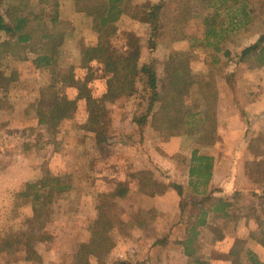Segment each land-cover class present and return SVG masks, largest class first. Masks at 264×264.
Instances as JSON below:
<instances>
[{
    "label": "rangeland",
    "instance_id": "obj_1",
    "mask_svg": "<svg viewBox=\"0 0 264 264\" xmlns=\"http://www.w3.org/2000/svg\"><path fill=\"white\" fill-rule=\"evenodd\" d=\"M159 1L131 0L130 13L116 23L117 32L111 39L122 51H127L129 39H137L142 53L140 67L151 62L148 46L151 27L146 20L150 7ZM8 4V0L3 3L4 14ZM236 4L238 10L243 5L257 8L256 18L248 23L242 14L238 15L241 27L228 32L227 38L219 43V50L201 44L203 37L193 22L173 33L165 32L155 53L160 88L165 85L166 65L176 53L188 60L189 79L216 87L218 127L216 140L210 143L200 142L197 136H169L156 130L152 116L144 126L138 124L146 115L149 102L144 73L137 77L135 94L120 95L107 103L108 120L102 139L86 128L91 107L88 100L79 101L77 112L55 133L50 132L38 124L34 107L40 90L53 81L50 71L37 70L33 63L40 27L32 25L34 46L22 51L19 59L3 56L0 239L24 237L29 232L33 211L21 194L28 192L32 183L50 175L71 189L54 199L48 209L50 219L46 229L37 232L50 238L36 244L40 260L28 261L22 250L0 253V264H77L78 250L81 244L91 241L98 207L106 196L109 206L113 205L110 214L120 224L110 232L114 248L101 260L92 257L89 264H196V260L202 264H249V250L258 253L264 262V236L257 238L263 228L257 218L264 219V208L260 206L261 200L251 194L264 189V66L257 54L240 57L243 49L264 33V0H238ZM96 6L97 0L59 1L61 23L53 27L63 42L59 70L68 71L73 66L77 79L88 75L82 68V51L97 43V34L87 16ZM41 8L51 11L50 6L40 4L23 13L31 15ZM6 38L0 32V41ZM193 39L197 42H191ZM90 66L93 80L89 88L99 98L106 91L108 78L102 65L93 62ZM58 90L69 98L78 93L75 88L61 85ZM159 107L156 104L153 112ZM186 107L193 115L208 108L198 94L186 97ZM249 117L252 126L247 131ZM195 150L215 158L211 189L221 191L216 196L240 194L230 220L201 229L198 254L190 259L175 244L183 236L186 224H179L181 199L168 187L170 180L162 171L188 188ZM143 170L153 171L156 180L147 191L140 188L136 176ZM119 183L128 188V194L112 198ZM192 197L191 192L185 195V199ZM218 228L224 232L222 241L215 240ZM170 234L172 239L166 246L155 245L156 240Z\"/></svg>",
    "mask_w": 264,
    "mask_h": 264
},
{
    "label": "trees",
    "instance_id": "obj_2",
    "mask_svg": "<svg viewBox=\"0 0 264 264\" xmlns=\"http://www.w3.org/2000/svg\"><path fill=\"white\" fill-rule=\"evenodd\" d=\"M5 1L0 0V32L7 36L4 41H0V63L4 55L19 59L22 51L33 47L34 35L31 27L32 25L40 27L37 55L33 63L37 70L50 71L53 81L40 90L35 102L38 124L55 133L65 120L77 112L79 101L88 100L91 107L86 128L89 132L96 134L99 140L105 136L108 120L107 103L120 95L135 94L137 77L140 73H144L149 102L146 115L142 116L138 123L140 126L147 124L149 116H152L154 129L167 132L169 136L192 135L197 136L203 143L214 142L218 127L216 87L211 84L201 85L189 79L188 60L176 53L166 65L165 85L160 88L155 69L157 46L165 32L173 33L180 26L194 22L198 25L197 32L203 37L200 40L201 44L205 43L206 46L219 50V43L227 38L228 32L241 27L242 19L236 17L242 14L244 19L251 23L256 18L258 10L249 6L247 8V5H243V8L238 10L236 9L238 0H160L150 7L146 20L151 27L148 41L151 62H146L140 67L142 53L137 39H129L127 51L118 49L111 41L117 32L116 23L131 11V0H97V6L87 13L97 34V43L82 51V68L88 71V75L84 79H77L75 67L71 66L64 72L59 70L63 42L58 38L60 36L53 27L61 23L60 0H8V9L4 14L2 6ZM40 4L50 6L51 11L41 8L37 11L38 13L32 11L34 13H30L31 15L23 13L28 7ZM191 42L197 41L193 39ZM252 54H257L260 64L264 66V33L255 43L245 47L240 57L243 59ZM93 62L102 65L108 78L106 91L99 98L94 97L92 89L89 88L93 80L90 66ZM2 81L3 71L0 69V84ZM58 85L75 88L78 92L77 96L69 98L58 90ZM195 94L204 99L208 108L206 111L193 115L187 112L186 97ZM156 104L160 105L159 110L153 112ZM246 125L248 131L252 126L250 117L246 120ZM262 138L263 136L259 138L260 142ZM257 151L261 152L260 149ZM259 157L262 158L261 155ZM214 163L213 156L201 155L198 150H195L189 168L188 188L162 171L170 180L168 187L173 189L181 199L179 216L182 219L179 224H186L183 236L179 240L176 239L175 244L181 248L184 256L190 259L198 254L201 229L208 228L211 224L217 225L220 221L230 220L231 210L240 194L236 192L235 195L216 196V193L221 191L211 189ZM136 176L140 188L144 191L156 184L151 170H143ZM70 189V186L61 185L58 177H50V175L37 183H32L28 192L21 194L25 202L32 207L33 223L30 230L24 237L9 236L0 239V253H17L23 250L28 261L40 260L36 244L45 243L50 238L45 233L37 234V232L46 229L50 219L48 209L54 199ZM187 192L193 194L194 197L191 200L185 199ZM127 194L128 188L119 183L118 189L111 197L124 198ZM251 194L261 200L260 206L264 208V189ZM107 197L98 207L99 214L94 222L91 241L81 244L78 250L77 264H89L92 257L101 260L114 248L110 232L120 222L110 214V206L113 205L109 206ZM257 220L259 226H263L261 235L257 237L260 239L264 236V219L258 217ZM172 235H163L161 239L156 240L155 245L166 246L172 239ZM223 239V230L216 229L215 240ZM247 256L249 264H264L252 250L247 252ZM195 262L202 264L198 260Z\"/></svg>",
    "mask_w": 264,
    "mask_h": 264
},
{
    "label": "crops",
    "instance_id": "obj_3",
    "mask_svg": "<svg viewBox=\"0 0 264 264\" xmlns=\"http://www.w3.org/2000/svg\"><path fill=\"white\" fill-rule=\"evenodd\" d=\"M213 178V177H212ZM212 181V180H211ZM253 251V250H252ZM255 252V251H254ZM256 253V252H255ZM258 255V257L260 258L259 254L256 253ZM260 260L263 262V260L260 258ZM264 263V262H263Z\"/></svg>",
    "mask_w": 264,
    "mask_h": 264
}]
</instances>
